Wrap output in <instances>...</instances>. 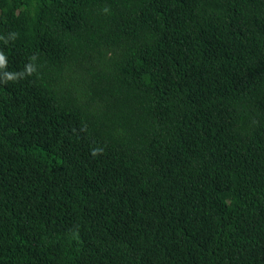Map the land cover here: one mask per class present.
Here are the masks:
<instances>
[{"label": "trees", "instance_id": "obj_1", "mask_svg": "<svg viewBox=\"0 0 264 264\" xmlns=\"http://www.w3.org/2000/svg\"><path fill=\"white\" fill-rule=\"evenodd\" d=\"M0 264H264V0H0Z\"/></svg>", "mask_w": 264, "mask_h": 264}]
</instances>
